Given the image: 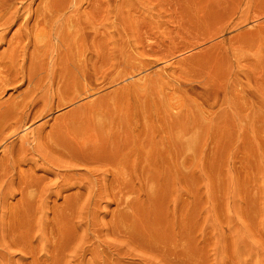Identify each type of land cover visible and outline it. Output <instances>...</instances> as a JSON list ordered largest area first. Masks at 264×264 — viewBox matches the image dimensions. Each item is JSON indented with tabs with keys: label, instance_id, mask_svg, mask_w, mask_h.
<instances>
[{
	"label": "rangeland",
	"instance_id": "374dc122",
	"mask_svg": "<svg viewBox=\"0 0 264 264\" xmlns=\"http://www.w3.org/2000/svg\"><path fill=\"white\" fill-rule=\"evenodd\" d=\"M3 1L1 5L14 2L12 6L9 3L10 7L19 10L27 7L19 11L23 13L19 20L29 11L33 13L35 7L41 11L43 5H53V0L49 5L47 0L46 4L44 0ZM60 1H53V6L62 7L66 0ZM67 1L69 4L64 6L72 7L64 18L73 13L83 17L81 12H88L84 17L87 26L91 25L86 27V43L77 37L81 50L86 46L82 52L79 50L82 58L77 52L80 44H68L72 49L77 46L74 50L69 46L73 60L78 61L79 56V64L87 60L85 68L83 64H75L80 70L68 64L65 67L69 71L76 70L66 74L63 70L67 59L62 57L66 53L62 50H67L65 42L61 41V46L58 38L42 32L40 36L34 31L38 21L30 20L29 28L34 33L28 36L31 39L22 41L26 45L17 52L25 55L17 56L19 60L14 62L16 67L25 68L23 73L17 71L18 81L8 84L0 96V101L9 103L25 96L38 113H43L40 106L47 98L51 106L38 118L30 119L26 129L23 126L11 135V128L3 131L0 160L12 144L18 145L23 133L37 131L36 125L44 126L39 127L41 132L38 130L36 141L40 145L47 142L46 135L59 141V132L64 135L61 139L69 138L64 143L73 142L61 143L68 149L59 145L58 151L56 145L63 140L56 145L49 140L53 146L48 148L52 144L47 142L45 161L36 156L34 161L28 155L31 160L21 166L30 177L42 180L34 177L40 184L36 182L39 187L37 191L32 188V194L40 192L37 196L42 200V195L48 194V198L37 202L38 209L35 203L34 212L29 208L34 221L28 213L26 216L25 221L32 222L27 225L32 235L29 248L33 249L13 246L7 257L12 259L9 263L51 264L53 257L57 260L52 259V264H264V0ZM47 24L42 26L49 31L46 28L52 24ZM13 26L5 44L0 42V52L19 25ZM37 35L39 40V36L34 37ZM56 56L66 59V63L62 59L64 64H60ZM8 61L5 58L0 68L6 71L9 67L8 72H15L11 69L16 67ZM58 71L64 74L58 75ZM49 92L50 98L46 95ZM67 97L74 99L56 107L59 99ZM36 104L40 105L38 109ZM86 125L89 130L84 129ZM57 127L65 130L58 131ZM81 139L86 147L78 144ZM77 147L90 152L84 149L82 155ZM93 150L99 155L93 156ZM88 156L93 160L90 163ZM48 157L51 162L56 159V164L46 162ZM64 157L66 161L61 160ZM86 162L93 163L88 166ZM18 218L13 219L14 224ZM43 244L53 246H48L50 252ZM24 253V261L20 258L19 262Z\"/></svg>",
	"mask_w": 264,
	"mask_h": 264
},
{
	"label": "bare ground",
	"instance_id": "6f19581e",
	"mask_svg": "<svg viewBox=\"0 0 264 264\" xmlns=\"http://www.w3.org/2000/svg\"><path fill=\"white\" fill-rule=\"evenodd\" d=\"M10 1V0H9ZM13 1V0H12ZM11 1V2H12ZM40 1V0H39ZM46 0H44V3L46 4V2L48 1L49 2V0H47L46 2H45ZM53 1H55V0H53ZM52 1V3L51 4H53L54 5V2ZM61 1H63V0H61ZM60 1V2H61ZM76 1V0H75ZM74 1V3H76ZM82 1V0H81ZM86 1V0H85ZM3 2H5L6 3V0L5 1H3ZM37 2V1H36ZM47 2V5H49L50 4V2L48 3ZM59 2V3H60ZM65 2V4H66V2H68L67 0L66 1H64ZM73 2V1H72ZM10 3V2H9ZM9 3L8 4H5V5H1L0 4V42L2 41L4 44H5V37H6V35H7V33L9 32V30H11V27L14 25V24H18L19 26H17L16 28V30L14 31V32H12V34H11V37H9V39H8V43H6V45H5V49H4V51H2V52H0V63H3V60L5 59V58H7L9 61V63L8 64H10L11 66H13V67H16V59H17V56H20V55H18V49H20V50H22L23 48H24V45H26L25 43H22V41L25 39L26 40V38H28V36H30L31 35V33H34L33 32V30H31L29 27V25H30V20H32V21H34V20H37L38 21V23H36L37 25H35V30L34 31H36V33L37 34H40L41 32L42 33H44L43 35H45L46 34V36H48V37H50V38H56V40H57V38L60 40V45H61V43L64 41L65 42V45H66V49L67 50H62V51H66V53H65V56H62V57H65L66 59H67V63L65 62V60L66 59H63L62 57H60V62H59V57H57L58 56V54H57V56H56V59H57V61L60 63V64H64V63H61L62 61V59L64 60L63 62H65L66 64H64V67H65V65H68L69 64V66L68 67H71V65H75V64H77L78 66H80L81 64H83L84 66V68H85V63H84V61H86L87 62V60H84V61H82V63L81 64H79V60H80V56H81V54H80V51L79 50H81V48H80V46H82L81 45V43H79V41H78V38L77 37H79V40H81V42L83 43L84 41H83V39H85V31H86V29L88 28V26L89 25H91V24H89L88 26H87V22H86V20H85V17L84 16H87V14L86 13H88V12H85V11H83V12H85L84 14L81 12V14L82 15H84L83 17L82 16H76L77 14L75 13V15H74V13L72 14V16H71V14H68V15H70V16H68V17H65L64 18V14H65V16H67L66 14V12L68 11H70V7H72V5L68 8L67 6H64L65 4H63V2L60 4V5H62L63 4V6L61 7V6H59V4H57L58 6H56V4H55V6H45V5H43V7H42V5L40 6V7H42V9H41V11L38 9V8H34V12L33 13H30L31 11H29L28 13L29 14H27V15H24L25 17H22L23 15V13L22 12H20L19 13V11L20 10H22V11H24L25 9L27 10V7L24 5V6H21V8L22 9H18V7H10V5H9ZM14 3V2H13ZM12 3V4H13ZM32 3V2H31ZM30 3V4H31ZM57 3V2H56ZM83 3V2H82ZM11 4V3H10ZM12 4H11V6H12ZM15 4V3H14ZM37 4H39V3H37ZM68 4H69V2H68ZM27 5V4H26ZM32 5V4H31ZM15 6V5H14ZM26 7V8H25ZM74 7V6H73ZM33 8V7H32ZM24 9V10H23ZM35 9H38V10H35ZM74 9V11H75V8H73ZM73 9L71 10V11H73ZM82 10H84L83 9V7L81 8ZM80 9V10H81ZM30 10H31V8H30ZM76 10H77V6H76ZM79 10V9H78ZM78 10H77V12H78ZM32 11H33V9H32ZM26 12L27 11H25L24 13L26 14ZM79 14H80V12H78ZM19 14H21L20 16H21V20H19ZM80 14V15H81ZM6 15H8V17H5ZM87 19V18H86ZM89 19V18H88ZM18 20L20 21V22H18ZM37 21H35V22H37ZM88 22H89V20H87ZM35 22H33V23H35ZM53 22V23H52ZM46 23H48L47 25H49V23L50 24H52L51 26H48L49 28H46L47 30L49 29V31H46L44 28H45V26H42V25H44V24H46ZM32 24V23H31ZM46 25V26H47ZM55 25V26H54ZM16 26V25H15ZM37 26H39V28H36ZM41 26V27H40ZM14 27V26H13ZM31 27H33V26H31ZM87 27V28H86ZM33 29H34V27H33ZM31 30V31H30ZM36 33H35V35H36ZM10 34V33H9ZM42 34H40V36H41ZM32 36V35H31ZM30 36V37H31ZM39 35H37V36H34L35 38L36 37H38ZM40 36H39V38H38V40L40 39ZM46 36H45V38H46ZM34 37H32V38H34ZM43 37V36H42ZM8 38V37H7ZM34 38V39H35ZM77 38V39H76ZM28 39H31V38H28ZM37 39V38H36ZM35 39V40H36ZM49 39V38H48ZM24 40V41H25ZM58 40V41H59ZM87 40V39H86ZM33 42H35L34 40H32ZM51 41V40H50ZM58 41H56V42H58ZM62 41V42H61ZM7 42V41H6ZM30 42V41H29ZM37 43H39L38 41H36ZM43 42V41H42ZM72 42V43H71ZM73 42H76L77 44H80V45H78L79 46V49L77 50V52H78V54H80V56H79V59H78V61L76 60V58H75V60L77 61H75V60H73V56H71L72 54L70 53L71 51H70V48H71V50H74V49H72V47L70 46V45H68V44H74ZM32 43V42H31ZM48 42L46 41V44H47ZM59 43V42H58ZM86 42H84V44H85ZM9 44V47H8V49H6L7 47V45ZM23 44V45H22ZM29 44V43H28ZM27 44V45H28ZM1 45V44H0ZM37 46H38V44H36ZM63 45V44H62ZM61 45V46H62ZM75 45V44H74ZM69 46H70V48H69ZM84 47V49H82V50H85V47L86 46H83ZM63 48V47H62ZM64 49H65V47H64ZM19 50V51H20ZM82 50H81V52H82ZM22 52V51H21ZM21 52H20V54H21ZM24 52V51H23ZM76 52V53H77ZM5 53V54H4ZM63 53V52H62ZM74 53H75V51H74ZM84 53V52H83ZM61 53H59V55H60ZM25 54H23V56H24ZM76 55V54H75ZM76 55V56H77ZM23 56H20V57H23ZM77 56V57H78ZM82 56H83V54H82ZM82 56H81V58H82ZM49 57H50V55H49ZM75 57V56H74ZM85 57V56H84ZM86 57H87V55H86ZM19 58V57H18ZM22 59V58H21ZM25 59V58H24ZM50 60L52 59L51 57L49 58ZM17 60H19V59H17ZM45 60H46V58H45ZM53 60H55V59H53ZM21 61V60H20ZM47 61V60H46ZM14 62H16V63H14ZM19 62V61H18ZM21 62H24V61H21ZM21 62H19V64L21 63ZM58 62H56V63H58ZM7 63V62H6ZM42 63H45V61H43ZM49 63V62H48ZM54 63H55V61H54ZM59 63H58V65L57 66H61V65H59ZM14 64H15V66H14ZM41 64V63H40ZM51 64V63H50ZM51 65H53V64H51ZM55 65V64H54ZM1 66V65H0ZM22 66H23V64H22ZM21 66V67H22ZM41 66V65H40ZM43 66H45L44 64H43ZM49 66V65H48ZM63 66V65H62ZM61 66V67H62ZM82 66V65H81ZM2 67V66H1ZM7 67H8V65H7ZM12 67V68H13ZM42 67V66H41ZM47 67V66H46ZM46 67H44V68H46ZM56 67V66H55ZM63 67V68H64ZM67 67V68H68ZM74 67H76L77 69H79L80 67H77L76 65L74 66ZM82 67V69H84ZM9 68V67H8ZM8 68H7V70L5 71V70H3V68H0L1 70H0V96H2V94L6 91V86H8V84H12V82L14 81H18V80H16V76H17V71L20 73H23V70H24V68L25 67H23V70H22V68H19V66L18 67H16L15 69H11V67H10V69L11 70H16L15 72H8ZM57 69L56 70H59V68L58 67H56ZM66 68V67H65ZM65 68H64V72H66V74H69L68 72H70L71 71V73H73V71L74 70H76L75 68H74V70L72 71V69L73 68H71V70L69 71L67 68H66V70H65ZM48 69H49V67H47V71H48ZM52 69V71H53V67H51L50 66V70ZM3 70V71H2ZM46 70V69H45ZM60 70H62V68H60ZM80 70V69H79ZM52 71H49V72H52ZM78 71V70H77ZM85 71V70H84ZM59 72V73H58ZM58 72H56V75H57V73H58V75H61V73H62V75L64 74V72H61V71H58ZM76 72V71H75ZM25 73V72H24ZM53 74H54V72H52ZM76 73H78V72H76ZM79 73H81V75L80 76H82L83 74L82 73H84L83 71L82 72H79ZM50 74V73H49ZM49 74H46V75H49ZM65 74V76H67ZM21 74H19L18 76H20ZM69 75H71V74H69ZM68 75V76H69ZM22 76H23V74H22ZM22 76H20L21 78H22ZM45 76V75H44ZM64 76V77H65ZM79 76V75H78ZM24 77V76H23ZM27 77V76H26ZM46 77V76H45ZM72 77V76H71ZM76 76H74V78H75ZM21 78H20V80H21ZM44 78V77H43ZM48 78H49V76H48ZM52 78H54V76H52L51 75V78L50 79H52ZM67 78V77H66ZM74 78H71V80L72 79H74ZM82 78V77H81ZM23 79V78H22ZM47 79V78H46ZM45 78H44V80H46ZM49 79V80H50ZM78 79H79V77L77 78V81H78ZM83 79V78H82ZM85 79V78H84ZM19 80V81H20ZM30 80V79H29ZM48 80V79H47ZM68 80V79H67ZM54 82V80L52 79L51 80V82ZM75 81V80H74ZM74 81H72V82H74ZM76 81V82H77ZM29 82V81H28ZM42 82V81H41ZM40 82V83H41ZM51 82L49 81V83L51 84ZM52 82V83H53ZM84 82H85V80H84ZM38 83V82H37ZM80 83V79H79V82L78 83H76L77 85ZM82 84H83V82H81ZM81 84V85H82ZM40 85H42V84H40ZM71 85L73 86V87H75L76 85H75V82L72 84L71 83ZM80 85V86H81ZM34 86V85H33ZM37 86H39V83H38V85ZM43 86V85H42ZM46 86V85H45ZM48 86V85H47ZM72 86L70 87V88H72ZM83 86H85V85H83ZM83 86H81V87H83ZM87 86V85H86ZM85 86V87H86ZM44 87V86H43ZM43 87H41V88H43ZM49 87H52V85L51 86H49ZM84 87V88H85ZM34 88H36L35 90L37 91L38 89H37V87L35 86ZM40 88V87H39ZM79 88V87H78ZM44 89V88H43ZM42 89V90H43ZM45 89H46V87H45ZM58 89L60 90V88H59V85H58ZM81 89V88H80ZM31 90V89H30ZM76 90H77V87H76ZM82 90V89H81ZM81 90L79 91V90H77L78 92H81ZM87 90H89V89H87ZM34 91V90H33ZM33 91H30V93L32 92L33 93ZM38 91H40V90H38ZM43 91H45V90H43ZM47 91V90H46ZM75 91V90H74ZM35 92V91H34ZM42 92V91H41ZM51 92V91H50ZM50 92L49 93H47L46 95H48V94H50ZM58 92V91H57ZM89 91H87L86 92V89H85V93H88ZM29 93V94H30ZM31 93V94H32ZM38 93H40V92H38ZM45 93V92H44ZM82 93V92H81ZM83 93H84V91H83ZM82 93V94H83ZM90 93V92H89ZM35 94V93H34ZM40 94H43V92L42 93H40ZM44 95V94H43ZM71 95V94H70ZM28 96V95H27ZM31 96V95H30ZM35 96H39V98H40V96H42V95H38V94H35ZM34 96V97H35ZM45 96V95H44ZM51 96V95H50ZM50 96L48 95V97L50 98ZM77 96H79V95H77ZM77 96H74V97H76L77 98ZM33 97V96H32ZM31 97V98H32ZM43 97V96H42ZM74 97H67V98H62V99H59L58 100V102H57V105H56V107H60L61 105H63V104H65V103H67V102H70V101H72L73 99H74ZM24 98H25V96H24ZM24 98H22L20 101H17V102H12V103H9V102H3V100L2 101H0V141H3L4 140V136H2V134H3V131L4 130H8L9 128H11L12 129V131H11V133H10V135L13 133L14 134V132L16 131V130H18V129H21V128H23V126H25L26 125V123L30 120V119H35L36 117L38 118L39 117V115L41 116V113L42 112H40V113H38L37 112V110L35 111L34 109H32L31 108V106H32V102H31V100L30 101H27L28 99H24ZM27 98V97H26ZM38 98V99H39ZM47 98V97H46ZM14 99V98H13ZM44 99V98H43ZM33 101H34V103H36L35 102V98L34 99H32ZM47 100H48V98H47ZM47 100H46V102L43 104V106L41 105H39L40 107H43L42 108V111H43V113H45L44 112V110L43 109H45V108H47L48 107V105H49V101L47 102ZM14 101H15V99H14ZM39 101V100H38ZM41 101V100H40ZM39 101V102H40ZM45 100H42V102H44ZM41 102V103H42ZM38 103V102H37ZM34 106V105H33ZM32 106V107H33ZM38 104H36V108L38 109ZM50 108H51V106H49ZM47 108V110L48 109H50V108ZM33 108H35V106L33 107ZM34 110V112L32 113V111ZM46 110V109H45ZM38 113V114H37ZM42 113V114H43ZM104 118V117H103ZM74 119H76V117L74 118ZM82 121H83V119H81ZM89 120H90V118H89ZM98 120V119H97ZM104 120H105V118H104ZM75 121V120H74ZM73 121V123H75ZM87 121V120H86ZM92 121V120H91ZM84 122H85V120H84ZM101 122V121H100ZM103 122V121H102ZM43 122H41V124H42ZM81 123V122H80ZM79 123V124H80ZM98 123V122H97ZM96 123V124H97ZM106 123V122H105ZM44 124V123H43ZM42 124V125H43ZM69 124V123H68ZM77 124V123H76ZM103 124V123H102ZM59 125V124H58ZM74 125V124H73ZM87 125L89 126V124L87 123ZM87 125L86 126H84V129L87 127ZM90 125H91V123H90ZM60 126V125H59ZM67 125H65L64 124V127H65V129L63 128V127H61V128H63V131L65 130L66 131V133H68L67 132V127H66ZM70 126V125H69ZM68 126V127H69ZM78 126V125H77ZM76 126V127H77ZM93 126H94V124H93ZM92 126V127H93ZM40 127V126H39ZM39 127H37V125H36V128H38V129H36L37 131H29L28 133H27V131H26V133H23V136L22 137H19L20 138V140L17 142L18 143V145H11V147H9V149L6 151V153L2 156V158H1V160H0V264H8L9 263V260L11 261L12 259H8L9 257H10V249L14 246V247H16V248H20V250H26L27 248L29 249V250H32V249H30L31 248V242H30V239L32 240V238H31V236L32 235H30V233H31V228L27 225V223H32V222H28V221H25V220H27L26 219V216H29V215H31V213H28V212H30V210H33V212H34V209L37 207V202L38 201H41L42 199H41V196L39 197V196H37V195H39V193H37L35 196L32 194L34 191H37L36 190V188L38 189V187H39V185H37L36 184V182L37 183H39L40 184V182H38V181H42V180H38V177H35V175H33L32 177H30L31 175H29V172L27 173V171H25L24 172V170H22V168H21V166L23 165V163H25L26 161L28 162V160L30 159L31 160V157L30 156H32V157H34V158H32L34 161H35V159H36V157L37 158H39V159H41V160H43V158L45 159L46 158V156H45V154H43L44 152H43V150H45L46 148H47V142H49V140H50V142H51V138L49 139V137H48V135H46L47 137H48V140H47V137H44L45 136V134H44V136L42 135V139H43V137L44 138H46V141L47 142H42V144L40 145V144H38L37 143V139L39 138V131L38 130H40V132H41V130L42 129H39ZM44 126H42V127H40V128H43ZM71 127V126H70ZM75 127V129H77ZM95 127V126H94ZM102 127V126H101ZM27 128V126H25V128L24 129H26ZM61 128H59V129H61ZM71 128H73V127H71ZM70 128V129H71ZM23 129V130H24ZM55 129V128H54ZM54 129H53V131H54ZM58 129V127H57V130L58 131H62V130H59ZM83 129V128H82ZM86 129H88L89 130V128L87 127ZM98 129H99V126H98ZM34 130H35V127H34ZM51 130V129H50ZM90 130H91V127H90ZM94 130V129H93ZM21 131V130H20ZM58 131H57V133H58ZM76 131V130H75ZM84 131V130H83ZM86 131V130H85ZM84 131V132H85ZM23 132V131H22ZM52 132V131H51ZM50 132V133H51ZM55 132V131H54ZM77 132V131H76ZM49 133V132H48ZM48 133H46V134H48ZM59 133H61L62 135H63V133L62 132H59ZM82 133V132H81ZM95 133V132H94ZM9 134V133H8ZM18 134V133H17ZM52 134V133H51ZM51 134H49V135H51ZM60 134V135H61ZM75 134V133H74ZM74 134H72V135H74ZM78 134H80V133H78ZM85 134H86V132H85ZM92 134V133H91ZM4 135V134H3ZM10 135H8V136H10ZM41 135V134H40ZM58 136L57 135V137L58 138H60L61 139V136ZM82 135V134H81ZM87 135V134H86ZM89 135V134H88ZM96 135H97V133H96ZM52 136H55L56 137V135H54V134H52ZM64 136V135H63ZM76 136H78V135H76ZM85 136V135H84ZM92 136V135H91ZM98 136V135H97ZM6 137V136H5ZM56 137V138H57ZM67 137V136H66ZM70 137H71V135H70ZM79 137V136H78ZM77 137V138H78ZM82 137V136H81ZM94 137V136H93ZM7 138V137H6ZM41 138V137H40ZM64 138V137H63ZM63 138L61 139V140H63ZM68 138V137H67ZM91 138V137H90ZM18 139V138H17ZM59 139V141H55V140H52V143H54L53 141H55V145H56V143L57 142H60L61 140ZM65 139V138H64ZM69 139V138H68ZM68 139H66V140H68ZM79 139H80V137H79ZM79 139H76V140H79ZM85 139V138H84ZM66 140H63L62 142H60L59 144L57 143V150L59 151V145L60 146H64V145H61V143H64V141H66ZM86 140V139H85ZM84 140V142L82 141V139H81V142H79L78 144H81L82 142L83 143H86V141ZM93 140V139H92ZM98 140H99V138H98ZM32 141H35V144L33 145L32 144ZM43 141V140H42ZM74 141H75V137H74ZM88 141H90V140H88ZM94 141V140H93ZM97 141V140H96ZM4 142V141H3ZM14 142V141H13ZM49 142V143H50ZM69 142H72V141H70L69 140ZM68 141L66 142V143H69ZM76 143L78 142V141H75ZM74 142V143H75ZM39 143H41V141L39 142ZM52 143H50V144H52ZM66 143H64V144H66ZM73 143V142H72ZM75 143V144H76ZM182 143V142H181ZM49 144V145H50ZM77 144V145H78ZM96 144V143H95ZM54 145V146H55ZM68 145H71V143L70 144H68ZM73 145V144H72ZM71 145V146H72ZM81 145H85V144H81ZM81 145H79V147H82ZM98 145V144H97ZM53 146V144L50 146V147H48V148H50V149H52L51 147ZM66 146V145H65ZM64 146V147H65ZM70 146V147H71ZM76 146V145H75ZM94 146H96V145H94ZM64 147H63V149H64ZM69 147V146H68ZM69 147V148H70ZM73 147H74V145H73ZM79 147H77V149L79 148ZM85 147H86V145H85ZM91 147V146H90ZM89 147V148H90ZM181 147H182V145H181ZM7 148V147H6ZM54 148V147H53ZM61 148V147H60ZM65 148H67V146L65 147ZM72 148V147H71ZM76 147H74V149H75ZM93 148V147H92ZM92 148H90V150L92 149ZM49 149V150H50ZM55 149H56V147H55ZM54 149V150H55ZM68 149V148H67ZM67 149H64V151L65 150H67ZM84 151H87V152H90V151H88V149L87 148H82ZM87 149V150H86ZM95 149V148H94ZM48 150V149H47ZM56 150V151H57ZM62 150V149H61ZM70 150V149H69ZM73 150V149H72ZM71 150V151H72ZM78 150H80V149H78ZM83 150L80 152L81 154L83 153ZM64 151H63V154H62V156H64ZM74 151H77L76 149L74 150ZM94 151H96V150H93L92 152V154H93V156H95V154H98V153H94ZM5 152V151H4ZM60 152H62V151H60ZM67 152H69L68 150H67ZM73 152V151H72ZM45 153H49V151H46ZM51 153V152H50ZM56 153V152H55ZM66 153V152H65ZM77 153H78V151H77ZM76 153V154H77ZM69 154H71V153H69ZM84 154V153H83ZM82 154V155H83ZM28 155H30L29 156V158L27 157ZM47 155H50V154H47ZM53 155H55L54 153H53ZM57 155H59V154H57ZM56 155V156H57ZM88 155V154H87ZM87 155L85 154V157L87 158ZM90 155H91V153H90ZM99 155V154H98ZM36 156V157H35ZM61 156V157H62ZM67 156H68V154H67ZM66 156V157H67ZM71 156H73V153H72V155H69V157H71ZM74 156H77V155H74ZM68 157V158H69ZM84 157V158H85ZM89 157V163H90V161H93V160H91L90 159V157L91 156H88ZM98 157V156H97ZM52 158V157H51ZM54 158H55V156H54ZM67 158V159H68ZM72 158V157H71ZM78 158H80L79 156H78ZM83 158V157H82ZM94 158V157H93ZM114 158V157H113ZM70 159V158H69ZM76 160H78L77 159V157L75 158ZM98 159V158H97ZM115 159V158H114ZM113 159V160H114ZM117 159V158H116ZM47 160H49V161H46V162H51L50 161V158L48 157L47 158ZM54 160H56V159H54ZM54 160H53V162H51V163H49V164H51L52 165V163H54V165L56 164L55 162H54ZM61 160H65L66 161V159H65V157H64V159H61ZM72 160V159H71ZM80 160H82V159H80ZM84 160V159H83ZM87 160H88V158H87ZM94 160L96 161V159L94 158ZM100 161L99 162H101V159H99ZM43 161H45V160H43ZM65 161H62V162H65ZM73 161H75L74 159H73ZM85 161V160H84ZM107 161V160H106ZM45 162V163H46ZM68 163H69V161H67ZM79 162V161H78ZM107 162H109V161H107ZM112 162V161H111ZM34 163V162H33ZM59 163H60V161H59ZM93 163V162H92ZM92 163L91 164H87V162H86V164L89 166V165H92ZM96 163H98V162H96ZM114 162H112L111 164H113ZM71 164H74V163H71ZM82 164H85V163H82ZM110 164V163H109ZM116 164V163H115ZM59 165H62L61 163L59 164ZM95 165V164H94ZM29 166V165H28ZM34 166H35V164H34ZM42 166V165H41ZM57 166V165H56ZM67 166H68V164H67ZM70 166V165H69ZM27 167V166H26ZM54 167V166H53ZM60 168V167H59ZM71 168V167H70ZM75 168V167H74ZM112 168H113V166H112ZM116 168V167H115ZM29 169V168H28ZM32 169V168H31ZM37 169V168H36ZM48 169V168H47ZM61 169V168H60ZM63 169V168H62ZM114 169V168H113ZM118 169H119V167H118ZM34 170V169H33ZM50 170V169H49ZM67 170V169H66ZM69 170V169H68ZM67 170V171H68ZM91 170H92V168H91ZM95 170H97V167H95ZM117 170V169H116ZM29 171V170H28ZM51 171V170H50ZM50 171H49V174H51L50 173ZM61 171V170H60ZM85 171H86V169H85ZM118 171V170H117ZM32 172V171H31ZM52 172V171H51ZM62 172H63V170H62ZM97 172V171H96ZM27 173V174H26ZM33 173V172H32ZM31 173V174H32ZM53 173V172H52ZM56 172H54L53 174H55ZM61 173V172H60ZM59 173V174H60ZM67 173V172H66ZM116 173V172H115ZM119 173V172H118ZM64 174V173H63ZM68 174V173H67ZM74 174V173H73ZM83 174V173H82ZM52 175V174H51ZM65 175V174H64ZM69 175V174H68ZM93 175V174H92ZM121 175V174H120ZM46 176V175H45ZM52 176H54V175H52ZM71 176V175H70ZM82 176V175H81ZM95 176V175H94ZM34 177H35V179L36 180H38V181H36V180H34ZM66 177H67V175H66ZM73 176H71V178H72ZM96 177V176H95ZM40 178V177H39ZM43 178V177H42ZM47 178V177H46ZM58 178V177H57ZM90 177H88V179H89ZM49 179V178H48ZM75 179V178H74ZM81 179H82V177H81ZM86 179V178H85ZM118 179V178H117ZM34 180V182H35V184H32V182L31 181H33ZM55 180V176H54V179H53V181ZM77 180V179H76ZM90 180H91V178H90ZM49 181H50V179H49ZM60 181H62V178H61V180ZM59 181V182H60ZM69 181V180H68ZM70 181H71V179H70ZM75 181V180H74ZM92 181V180H91ZM97 181V180H96ZM33 182V183H34ZM52 182V181H51ZM51 182H50V184H51ZM65 182V181H64ZM63 182V183H64ZM87 182V181H86ZM115 182V181H114ZM42 183V182H41ZM46 183V182H45ZM53 184H54V182H52ZM69 183V182H68ZM75 184H76V182H74ZM81 183V182H80ZM118 183V182H117ZM116 183V184H117ZM61 184V183H60ZM75 184H73V186L75 185ZM69 185V184H68ZM82 185V184H81ZM84 185H86V184H84ZM38 186V187H37ZM41 186H42V184H41ZM43 186H45V185H43ZM47 186V185H46ZM51 186V185H50ZM62 186H63V184H62ZM77 186V185H76ZM75 186V187H76ZM83 186V185H82ZM88 186V185H87ZM57 187H59L58 185H57ZM65 187H66V185H65ZM65 187H64V189H65ZM68 187H70L71 188V186H68ZM74 187V188H75ZM86 187V186H85ZM89 187V186H88ZM88 187H86V188H88ZM116 187V186H115ZM32 188H34V189H32ZM48 188V187H47ZM67 188V187H66ZM114 188V187H113ZM34 190V191H30V190ZM40 189V188H39ZM43 189V188H42ZM41 189V190H42ZM45 189V188H44ZM44 189H43V191H44ZM55 189V188H54ZM67 189H69V188H67ZM80 189V188H79ZM82 189H84V188H82ZM46 190V189H45ZM59 190V189H58ZM62 190V189H61ZM71 190V189H70ZM86 190V189H85ZM39 191V190H38ZM50 191H51V189H50ZM77 191V190H76ZM75 191V192H76ZM89 191V190H88ZM91 192V191H90ZM52 193H55V192H52ZM59 193H60V191H59ZM42 194H46V193H42ZM50 194H51V192H50ZM58 194V193H57ZM61 194V193H60ZM89 194V193H88ZM41 195V194H40ZM48 194H46L45 196H47ZM79 195V194H78ZM77 195V196H78ZM43 197V195H42V198H43V200H47V198H48V196L47 197ZM51 196H52V194H51ZM67 196V195H66ZM69 197V196H68ZM73 197V196H72ZM75 197V196H74ZM38 198V199H37ZM51 198V197H50ZM55 198V197H54ZM54 198H52V199H54ZM58 198V197H57ZM62 198V197H61ZM77 198V197H76ZM79 198V197H78ZM40 199V200H39ZM64 199V198H63ZM14 200H16L14 203H13V201ZM43 200H42V202H43ZM65 200H67V199H65ZM51 201V200H50ZM53 201V200H52ZM36 203V207L34 208V204ZM56 203V202H55ZM42 204V203H41ZM67 204H69L68 202H67ZM48 206V205H47ZM47 206L45 207L44 205H43V207H45V208H47ZM50 206V205H49ZM32 207L34 208V209H32ZM41 207V206H40ZM39 207V208H40ZM29 208H30V210H29ZM64 208V207H63ZM66 208V207H65ZM37 209H38V207H37ZM55 209V208H54ZM58 209V208H57ZM44 210V209H43ZM51 210V209H50ZM35 211H37V210H35ZM46 211V210H45ZM48 211V210H47ZM32 212V211H31ZM52 212H53V210H52ZM27 213L29 214V215H27ZM56 214V213H55ZM34 215V214H33ZM39 215V214H38ZM36 216H37V214H36ZM19 217V218H18ZM21 217V218H20ZM35 217V216H34ZM41 217V216H40ZM19 219V221H18V223L17 224H14L13 223V219ZM31 218H32V215H31ZM33 219V218H32ZM5 220H7V221H5ZM10 220H11V223H13V224H10ZM29 220V219H28ZM35 219H33V221H34ZM5 221V222H4ZM15 221V220H14ZM32 221V220H31ZM17 222V221H16ZM55 223V222H54ZM15 225V226H14ZM26 225V226H25ZM34 226V225H33ZM53 226V225H52ZM35 227V226H34ZM37 227V226H36ZM43 227V226H42ZM41 227V228H42ZM37 229V228H36ZM40 230H42V229H40ZM33 231H35V230H33ZM52 231H54V230H52ZM38 232H39V230H38ZM34 233H36V232H34ZM39 233H37V235H38ZM51 234V233H50ZM53 234H54V232H53ZM52 234V235H53ZM35 235V234H34ZM30 237V238H29ZM37 237H39V235L37 236ZM44 237V236H43ZM54 237V236H53ZM12 238V239H11ZM56 238V237H55ZM58 238V237H57ZM9 239H11L10 241H9ZM38 239V238H37ZM40 239V238H39ZM7 241H8V243H7ZM11 241H13L12 242V244H11ZM55 241V240H54ZM56 242H57V240H56ZM38 244V243H37ZM44 245V244H43ZM55 245V244H54ZM45 247L47 246V245H44ZM48 246H50V245H48ZM48 246H47V248H48ZM30 247V248H29ZM38 248H39V246H37ZM42 246H40V248H41ZM44 247V248H45ZM51 247V246H50ZM53 247V246H52ZM51 247V248H52ZM37 248V249H38ZM55 248V247H54ZM13 249V248H12ZM42 249V248H41ZM10 250V251H9ZM35 250V249H34ZM39 250V249H38ZM28 251V250H27ZM47 251V250H46ZM48 251H49V248H48ZM57 251H58V248H57ZM30 252V251H29ZM28 252V253H29ZM31 252H33V251H31ZM34 252H36V251H34ZM39 252V251H38ZM50 252V251H49ZM51 252H52V250H51ZM54 252V251H53ZM60 252L62 253V251L60 250ZM55 253V252H54ZM22 254V253H21ZM25 254H27V253H24L23 255H21L20 257H19V262H20V258H24L25 259V257H24V255ZM33 254V253H32ZM51 254V253H50ZM49 254V255H50ZM53 254V253H52ZM56 254V253H55ZM59 254V253H58ZM12 255V254H11ZM29 255V254H28ZM30 255H31V253H30ZM48 255V256H49ZM18 256V255H17ZM35 256V258H36V255H34ZM55 256H57V255H55ZM54 256V257H55ZM8 257V258H7ZM33 257V256H32ZM11 258H13L12 256H11ZM15 259V258H14ZM13 259V260H14ZM24 259H23V261H24ZM27 259V258H26ZM34 259V258H33ZM38 259H40V258H38ZM50 259V258H49ZM52 259H55V258H51L50 260V262H51V264H52ZM18 260V259H17ZM41 260V259H40ZM57 259H55V261H56ZM67 259H64V261H63V263L66 261ZM47 261V260H46ZM54 261V260H53ZM31 262V261H30ZM30 262H29V264H30ZM34 262V261H33ZM38 262V261H37ZM58 262V261H57ZM60 262H62V260L60 261ZM11 263V262H10ZM9 263V264H10ZM22 263V262H21ZM35 263H36V260H35ZM44 263V262H43ZM46 263V262H45ZM54 263H56V262H54ZM12 264H16L15 263V261H13V263ZM40 264H42V263H40ZM77 264V263H76Z\"/></svg>",
	"mask_w": 264,
	"mask_h": 264
}]
</instances>
